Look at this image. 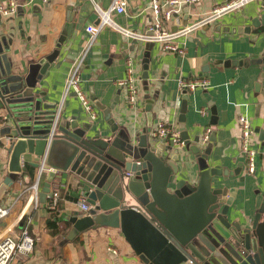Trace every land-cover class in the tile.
<instances>
[{
	"label": "crops",
	"instance_id": "obj_1",
	"mask_svg": "<svg viewBox=\"0 0 264 264\" xmlns=\"http://www.w3.org/2000/svg\"><path fill=\"white\" fill-rule=\"evenodd\" d=\"M19 1L22 5L13 15L0 16V49L12 64L13 72L26 73L32 61L57 49L58 39L66 29L58 56L46 67L35 89L44 98L42 105L51 108V114L65 119L77 117L79 123H91L92 129L102 135L109 133L105 116L110 115L118 125L125 126L129 122L139 132L146 127L144 109L150 99L152 128L161 122L177 130L182 101L179 80H206L205 88L188 93L185 125L191 137L198 134L201 138L207 128L215 132L216 142L209 162L211 167L219 166L227 172L220 180L224 182L225 197L232 201V219L254 217L264 200V161L259 158L258 137L254 131L264 119V65L257 63L264 57V32L240 34L232 30L249 26L252 18L264 13V0L251 1L179 38L176 42L183 48V55L164 51L160 43L137 42L132 51L134 40L109 26L102 27L89 42L85 28L97 25L98 9L109 10L114 0H49L46 4L40 0ZM124 1L125 13L111 12L112 22L132 32L147 33L153 22L149 9L151 0ZM228 1L200 0L190 10L182 11L178 21L164 23V29L173 32L190 26ZM146 50L149 52L148 79L143 81L142 59ZM83 52L80 88L92 103L94 120L86 115L72 91L65 92L71 64ZM127 58L132 59L137 91L132 105L128 103L127 88L116 86L117 81L126 77ZM219 61L229 63L224 65ZM209 103L216 110L213 126L209 124ZM204 111L206 113L202 114ZM5 115L0 109V207L7 208L15 200L20 201L0 221V237L17 235L26 228L35 240L34 252L17 257L14 264H142L119 229H89L67 240L72 228L67 219L77 213L84 215L77 202L86 191L79 186L78 177L71 173H57L50 184V189L54 185L59 188V211H49L46 198L44 203L39 199V206L32 209L30 201L29 209L22 211L28 199V192H23L36 182L38 174V168L28 166L27 162L40 163L41 159L22 155L20 162L26 174L8 172L10 141L4 131ZM240 116L246 117L253 129L250 139L256 151L253 173L247 171L246 160L239 154ZM195 124L199 127H193ZM196 167V162H192L191 177L196 174ZM47 175V171L43 172L38 192ZM188 179L193 182L195 178ZM18 217L20 220L15 225Z\"/></svg>",
	"mask_w": 264,
	"mask_h": 264
},
{
	"label": "water",
	"instance_id": "obj_2",
	"mask_svg": "<svg viewBox=\"0 0 264 264\" xmlns=\"http://www.w3.org/2000/svg\"><path fill=\"white\" fill-rule=\"evenodd\" d=\"M232 31L263 33L264 13L252 18L249 26ZM65 35L66 29L57 49L32 61L26 73L13 72L0 49V109L6 113L4 131L10 141L8 172L26 174L22 155L46 158L44 172L48 175L39 192L41 203L57 173L77 176L79 186L86 189L91 208L86 215L77 213L67 219L72 225L67 240L106 227L120 230L142 264H264V200L252 219H232V201L225 197L220 180L227 172L209 162L215 132L206 143L198 134L190 136L185 125L189 99L185 91L181 93L177 129L182 148L151 135L154 120L148 98L143 130L137 132L129 122L120 126L106 115L109 133L104 135L93 130L91 123L51 114V108L42 105L44 98L35 89L46 67L58 56ZM132 44L133 51L137 41ZM148 55L146 50L143 81L148 79ZM257 63L264 65V57ZM208 107L213 126L216 110L211 103ZM254 131L258 155L264 161V119ZM192 162H196L197 172L191 177ZM27 165L39 169L40 163ZM188 177L195 179L189 182Z\"/></svg>",
	"mask_w": 264,
	"mask_h": 264
},
{
	"label": "built area",
	"instance_id": "obj_3",
	"mask_svg": "<svg viewBox=\"0 0 264 264\" xmlns=\"http://www.w3.org/2000/svg\"><path fill=\"white\" fill-rule=\"evenodd\" d=\"M40 1H42L44 4L49 2V0ZM199 1L200 0H151L149 9L151 11L153 22L147 33L139 34L120 28L112 22L110 13H125L126 7V2L124 0H114L109 10L102 11L98 9L99 21L97 25H89L85 28V31L89 34V42H91L102 27L109 26L111 29L120 32L126 38H130L137 42L160 43L162 44V49L164 51L183 55V48L179 47L176 42L179 38L185 36L188 32L200 28L208 22L223 16L224 14L238 10L245 4L255 0H230L219 6H216L207 16H204L202 19L191 24L190 26L173 32L164 29V23L174 21V19L178 21L182 11L190 10V8L199 3ZM21 5L22 4L19 0H0V16L8 17L13 15L17 8H19ZM84 56L85 52L80 54L78 58L72 62L71 69L65 83V92L72 91L78 97L88 117L94 120L96 114L92 107V103L80 88V71L83 66ZM134 82L135 78L133 74L132 59L127 58L126 77L123 80L117 81L116 86L127 88L129 93L128 103L130 105L134 104L137 95ZM206 86L207 82L203 79L187 80L185 78H181L178 82L180 95L184 91L188 94L190 92H194L197 88H205ZM205 113L206 111L202 112V114ZM238 123L240 126L239 154L246 160L247 171L249 173H253L254 160L256 156V151L251 147L250 143L251 136L253 135V129L250 125V121L244 116L238 117ZM210 134L211 129L207 128L201 137V141L206 143ZM151 135L158 140L167 139V143L174 147H184V143L180 138L179 132L161 122L156 123L155 127L152 128ZM45 160L46 158H42L40 161L36 182L23 192H28V199L26 197L27 201L25 199L26 202L22 208L23 212L29 208L32 209L39 206L38 188L41 176L44 172ZM23 193L18 199L23 196ZM59 200V188L57 185H54L51 187L49 195L46 196L47 209L51 212L59 211ZM18 201L20 200H15L10 207H0V221L11 213L13 206H15ZM30 201L32 202L31 207H29ZM77 207L84 215L88 213L91 206L88 203V199L85 195L81 196L80 200H78ZM19 220L20 219L18 217L15 225ZM34 245L35 240L28 233L26 228L20 230L17 235H6L0 237V264H14V260L17 257L31 255L34 252Z\"/></svg>",
	"mask_w": 264,
	"mask_h": 264
},
{
	"label": "trees",
	"instance_id": "obj_4",
	"mask_svg": "<svg viewBox=\"0 0 264 264\" xmlns=\"http://www.w3.org/2000/svg\"><path fill=\"white\" fill-rule=\"evenodd\" d=\"M48 227H49V224H48ZM52 229H55V226L52 228ZM60 228L59 227H57V230H59Z\"/></svg>",
	"mask_w": 264,
	"mask_h": 264
}]
</instances>
